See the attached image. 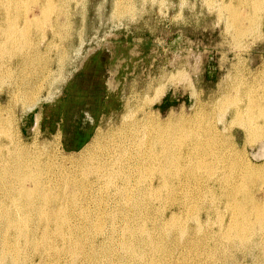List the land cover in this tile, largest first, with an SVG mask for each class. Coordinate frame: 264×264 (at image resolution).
I'll return each mask as SVG.
<instances>
[{"label":"bare ground","instance_id":"obj_1","mask_svg":"<svg viewBox=\"0 0 264 264\" xmlns=\"http://www.w3.org/2000/svg\"><path fill=\"white\" fill-rule=\"evenodd\" d=\"M26 2L30 3L0 0V83H9L5 78L11 74L14 77L6 95L0 96V264H264V199L257 196L262 193L264 197V162L255 163L249 154L230 155L240 138L236 125L257 139L264 130V123L258 122L264 118V101L250 89L240 104V96L231 100L226 90L223 96L219 94L218 103L213 101L220 109L230 108L220 112L221 126L212 121L205 127L199 118L174 114L163 121L146 111L149 102L165 91L167 83L159 79L126 101L116 126L97 130L84 156L74 159L76 169L60 167L56 173L48 172L46 168L52 169L53 164L44 162L35 149L31 151L32 146H24L14 130V115L9 113L14 104L26 110L43 99L45 83L49 86L45 98L55 94L69 53L62 40L72 36L78 9L72 7V0H36L35 5L22 7ZM133 3L114 0L113 16L124 17L126 6L133 9ZM240 7L246 12L241 13ZM217 9L218 20L238 36L257 29L264 32V0H221ZM48 28L52 37L47 50L55 49L59 59L57 76L51 73L52 67L47 71L40 52L29 47L34 42L31 35L37 31L44 36ZM10 64L15 66L13 72ZM39 73L44 75L39 78ZM79 174L95 179L80 183ZM160 206L162 213L150 211ZM221 208L229 215L228 221ZM211 213L218 215L220 223L214 235L205 229L208 222L202 223L203 216L210 218ZM188 219L197 222L189 225Z\"/></svg>","mask_w":264,"mask_h":264},{"label":"rangeland","instance_id":"obj_2","mask_svg":"<svg viewBox=\"0 0 264 264\" xmlns=\"http://www.w3.org/2000/svg\"><path fill=\"white\" fill-rule=\"evenodd\" d=\"M28 1L30 3L26 2L22 7H26L27 3L31 6L32 2H36V0ZM76 1L72 0V7L75 6V10L78 9L73 22L74 32L72 36L62 40L69 48L68 60L66 59V62H64L63 67L65 69L63 68L61 72L64 75L58 81L59 84L55 85V94L49 99L45 98L49 90V86L45 83L42 90V95L45 99H40L36 103L31 104L26 110L22 106L14 104V109L10 111L12 113H9V115H14V130L24 146L27 145L26 148L28 149L32 146L31 151L35 149L34 153L38 156L37 152H35L38 151L40 157L42 159L45 158L44 162L52 163L53 168L55 166V169L46 168L48 172L54 170L56 173L57 170L66 167L67 169H76L74 168L75 160H79L84 156V149L91 142L97 130L99 128L106 130L109 127L116 126L120 115L124 111L126 101L135 92L143 91L147 84L159 81V79L167 83L165 91L161 97L159 96L160 98L157 97L158 100L154 99L149 102L150 106L146 107V111L155 118L160 116L163 121H166L170 114H174L177 118H199L205 127L211 125L212 121V124L218 123L221 126L224 123L219 121V118L222 113H226L230 108L220 109L219 106L217 107L219 104L216 105L213 101L218 103V99L225 94L226 90H228L227 95L229 93L232 96L231 100L236 99L237 96L241 97H239L240 100H244V97L246 100L245 93L248 94V91L252 89V93H256V97L264 101V32L261 33L257 29L253 30L254 32L257 31L255 33L251 30L252 34L248 31L249 34L246 32L238 36L235 32L233 33L232 29L227 30L225 22L218 20L217 8L221 0H209L212 4L208 0H190V2L189 0H161V4L155 0H151V3L148 0H140L138 2L135 0L136 3H133V9L132 6L127 7L125 5V11L128 13L121 18L113 16L114 0H84V2L78 0L79 2L81 1L79 4ZM154 1L157 3H154ZM124 3L126 4L125 1ZM83 4L86 8L85 10ZM162 4L165 5L163 6ZM160 8L161 10H159ZM243 8H239V11H242L241 13L246 12V9ZM141 10L143 13L140 12ZM162 11L164 12L161 13ZM131 12L135 14V22L132 21L134 18H130L133 15ZM201 14L203 15L200 16ZM124 18L125 20H123ZM46 30L44 36H41L43 34L40 32H34L30 38H33L34 42L37 40V42L34 44V42L30 41V44L33 43L31 45L33 47H29L33 49L31 50L32 52H40L42 62L47 63V71H51L49 67H52L51 73H56L55 76H57L60 68L58 65L59 59L55 49L47 50V42H51L52 36L51 30L49 28ZM80 32H82L81 35ZM92 36L95 38H92ZM79 39L81 40L79 41ZM59 40L57 38L55 41L58 43ZM241 40L242 42H240ZM39 41L42 43L40 44ZM60 41L58 44L63 46L64 44ZM81 45L84 47L81 48ZM29 47L27 48L29 49ZM79 48L82 50H79ZM50 56L55 57L53 59ZM11 58L10 61L8 59V64L12 63L13 58ZM8 66L12 72L15 70L14 64L12 65L13 68L11 64ZM41 73H39V78L44 75L41 76ZM173 74L172 78L167 79L169 75ZM11 76L13 75L11 74ZM11 76L5 78V80L9 79V83H7V80L6 82L3 80L7 85L2 84L1 81L0 96H5L8 89L11 88L12 79L14 78ZM235 78H239L238 81ZM234 83L236 86H234ZM239 84L241 85L240 87H243L242 89L238 87ZM4 85L6 88H4ZM238 90L240 91L237 92ZM240 100V104L244 103V101ZM4 104H6L5 101ZM210 108H212L213 112L211 110H208L209 112L206 111V109ZM4 112L5 114L7 113L6 110ZM220 112L222 113L220 114ZM216 114L218 117H216ZM7 115L8 113L5 116ZM61 118L65 121L63 125L59 122ZM263 119L260 118L258 122L264 123ZM235 129L239 131L240 138L235 148L226 145L227 149L231 147L230 155L236 157L249 154V157L254 159L255 163H263L264 138L262 137L264 136V130L262 131L263 133L258 132L260 134L257 139V136L254 137V134L251 136L248 130L239 125H236ZM74 131L80 133L75 141L72 140L73 137L71 135ZM53 159L54 161H52ZM72 166L73 168H71ZM87 176L88 179L86 180ZM81 177L79 174L77 180ZM82 178L78 182L87 183L95 179L89 174ZM257 196L260 200L264 199L262 193ZM158 202L157 204L159 205ZM163 203L162 201L161 204ZM159 208L158 210L160 211L152 208L150 211L162 213L164 207L160 206ZM221 209L224 220L228 221L229 215L224 211V208ZM214 214L211 213L210 218L206 219L204 218L205 216L202 218L204 221L202 222L203 225L208 222L205 225L207 228L204 226L206 231H212L213 235V229L216 231L217 227H220V223L216 222L219 221L218 215L215 214V216ZM214 221L218 225L212 223ZM191 222L192 220L188 219L187 224L194 226L197 221L193 220Z\"/></svg>","mask_w":264,"mask_h":264},{"label":"flooded vegetation","instance_id":"obj_3","mask_svg":"<svg viewBox=\"0 0 264 264\" xmlns=\"http://www.w3.org/2000/svg\"><path fill=\"white\" fill-rule=\"evenodd\" d=\"M59 120H60L59 122H60L62 125L65 123V121H64L63 118H61V119H59ZM59 122H58V124L60 125ZM79 131H80V130H79ZM71 135H72V137H73L72 140L75 141V140H77L76 137H77L78 135H80V133L74 131ZM70 138H71V136H70ZM85 142H87V140H85ZM85 142H84V143H85Z\"/></svg>","mask_w":264,"mask_h":264}]
</instances>
